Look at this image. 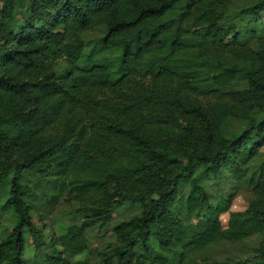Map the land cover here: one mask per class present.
<instances>
[{
    "label": "trees",
    "instance_id": "16d2710c",
    "mask_svg": "<svg viewBox=\"0 0 264 264\" xmlns=\"http://www.w3.org/2000/svg\"><path fill=\"white\" fill-rule=\"evenodd\" d=\"M263 148L264 0H0V264H203L254 235L264 264ZM227 169L245 212L202 183Z\"/></svg>",
    "mask_w": 264,
    "mask_h": 264
},
{
    "label": "rangeland",
    "instance_id": "374dc122",
    "mask_svg": "<svg viewBox=\"0 0 264 264\" xmlns=\"http://www.w3.org/2000/svg\"><path fill=\"white\" fill-rule=\"evenodd\" d=\"M103 35V31L95 30L87 34L86 38L88 41V52L96 47L97 42ZM264 154V148L262 150ZM262 159H255L249 165L250 170L253 172H257L260 170L262 166ZM230 169L225 170L218 179L214 177L204 178L202 183L208 191V194L213 202L221 200L223 198L232 197L231 203V212H245L249 206L251 201L254 199V190L248 186L245 182H239L235 178V176L229 172ZM189 187H184V192H188ZM123 210V209H122ZM70 212L71 209L65 205L60 204L56 206L54 209L50 210L49 213L44 216V219L41 221L39 225L42 224L45 228V232L50 234L51 231L54 233L57 232L61 234L63 229L70 225ZM136 213L135 208L126 207L123 210L122 217H126L129 215H133ZM229 221V213H225L222 215V223L224 228L228 226ZM38 224V222H37ZM92 241H91V249H95L100 242L96 239L95 234L97 232H91ZM26 237V247L24 250V257L26 259L30 258L33 254V242L28 234ZM262 240L261 235H254L248 238L245 241H235V242H225L213 248L209 254L206 256H202L200 258V262L206 264L208 262H203L205 259H209L211 262H221V263H242L243 261L252 262L254 247L258 246Z\"/></svg>",
    "mask_w": 264,
    "mask_h": 264
}]
</instances>
